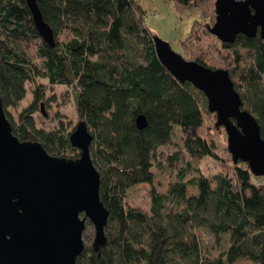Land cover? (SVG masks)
Instances as JSON below:
<instances>
[{
	"label": "trees",
	"instance_id": "obj_1",
	"mask_svg": "<svg viewBox=\"0 0 264 264\" xmlns=\"http://www.w3.org/2000/svg\"><path fill=\"white\" fill-rule=\"evenodd\" d=\"M35 1L52 30V45L38 35L25 0H0V99L12 133L20 140H38L56 156L74 157L78 151L69 144L68 132L36 126L32 114L40 111L47 89L54 84L70 88L77 117L90 126L89 154L99 173L106 224L111 225H105L104 245L98 250L83 247L74 264H168L184 258L191 264H231L241 257L264 264V177L253 175L246 162L232 160L226 147L219 153L214 137L224 136L226 141L222 126L215 120L210 127L205 124L214 113L207 109L206 99L195 103V95L203 93L188 81H177L159 62L141 7L132 0ZM174 2L179 9L206 6L214 17V0ZM211 23L193 20L180 41L181 54L235 76L233 87L242 107L254 115L264 138V41L258 34L238 33L223 42L208 30ZM128 34L145 38L146 57L130 63L124 76L116 65L92 59L100 56L105 42L124 46ZM26 91L30 98L11 122L7 107L15 106ZM137 113L146 119L141 129L134 123ZM173 124L180 128L186 154L182 173L166 193L150 187L148 213L126 204L127 187L152 184L151 156L170 140ZM177 156L173 152L167 159ZM204 156L222 161L213 176L198 168ZM186 170L197 175L183 180ZM188 185L196 187L195 194L187 195ZM165 198L180 204L178 211L166 207ZM201 221L215 241L220 233H228L226 249L215 257L201 253L190 231Z\"/></svg>",
	"mask_w": 264,
	"mask_h": 264
},
{
	"label": "water",
	"instance_id": "obj_2",
	"mask_svg": "<svg viewBox=\"0 0 264 264\" xmlns=\"http://www.w3.org/2000/svg\"><path fill=\"white\" fill-rule=\"evenodd\" d=\"M25 2L38 35L52 45V30L36 1ZM213 5L208 30L219 40L230 42L241 33L258 34L264 41V0H214ZM152 43L157 59L173 78L188 81L203 93L215 124L225 132L231 159L246 162L253 175L264 176V138L254 115L242 107L228 71L184 58L156 35ZM39 109L46 115L42 102ZM134 123L143 128L145 116L137 113ZM91 138L84 120L78 119L68 133L78 154H50L38 140H20L12 133L0 99V264H74L84 247L85 218L93 227V249L104 245L108 211L98 194L99 173L89 154Z\"/></svg>",
	"mask_w": 264,
	"mask_h": 264
},
{
	"label": "rangeland",
	"instance_id": "obj_3",
	"mask_svg": "<svg viewBox=\"0 0 264 264\" xmlns=\"http://www.w3.org/2000/svg\"><path fill=\"white\" fill-rule=\"evenodd\" d=\"M133 3L138 4L142 11L140 13L141 19L145 22L153 35L167 41L170 47L181 54L180 41L189 32L191 23L194 19L201 23H211L214 19L210 15L208 9L194 6L189 9H179L176 7L174 0H132ZM207 10V11H206ZM195 29V27H193ZM124 46L112 45L107 42L104 43L100 56H94L92 59H98L105 66L116 65V69L121 76L127 73V67L133 61L145 60L146 54V40L144 37L134 36L128 34ZM182 55V54H181ZM183 56V55H182ZM184 57V56H183ZM186 58V57H184ZM188 59V58H187ZM262 80L264 81V72L262 73ZM235 78V76H232ZM231 78V79H232ZM39 81L45 82V78L39 77ZM30 98V93L25 92L22 99H20L15 106L7 107L9 112V119L11 122L16 121L17 112ZM50 98V100L48 99ZM195 103L205 101V96L202 94L196 97ZM42 108L46 112L43 115L40 111L32 114L34 122L37 127L44 130L59 128L60 132L66 134L73 128L75 122L79 119L74 106V94L72 90L63 84H54L44 93ZM213 114V113H212ZM215 120L214 114L205 118V124L210 127ZM90 128V126H88ZM222 128V127H221ZM219 141V153L222 155L223 147H226L225 137H214ZM78 151V149H77ZM178 156L176 159L169 161L167 156L172 153ZM90 153V151H89ZM151 156L152 165L150 167L153 179L152 184L148 183H134L127 187L125 191L124 201L126 204L149 212L150 206V187H154L155 191L159 193H166L168 184L178 179L179 173H182L185 165L186 154L182 148V135L178 125L173 124L170 140L167 143L158 145ZM221 159H214L210 156H204L198 162V168L204 175L213 176L220 169ZM197 173L192 170H186L183 174V180L188 179ZM264 177V176H263ZM187 195L195 194L196 187L194 185L187 186ZM174 201L165 198V206L171 207L173 211H178L180 204H173ZM163 207V211H165ZM207 215V213H205ZM80 216L82 213L79 214ZM111 222V221H110ZM205 221H201L191 230L198 240L200 251L203 255L208 257H215L219 252L226 249L228 245V233L222 232L218 240L215 241L213 235L205 225ZM106 225H111L108 222ZM137 233H141L138 227L135 228ZM81 237L84 247H90L93 237L92 224L85 218V226L81 232ZM168 264H191L189 259H172ZM231 264H255L246 258H238Z\"/></svg>",
	"mask_w": 264,
	"mask_h": 264
}]
</instances>
